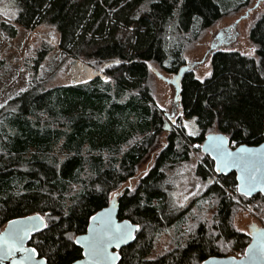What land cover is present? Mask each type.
Returning a JSON list of instances; mask_svg holds the SVG:
<instances>
[{"label":"trees","instance_id":"trees-1","mask_svg":"<svg viewBox=\"0 0 264 264\" xmlns=\"http://www.w3.org/2000/svg\"><path fill=\"white\" fill-rule=\"evenodd\" d=\"M15 1V18L0 22L4 33L15 37L17 25L28 30L51 25L65 54L105 66L109 76L50 88L36 78L0 109V231L12 219L40 213L47 227L30 245L49 264H69L83 256L76 236L158 148L165 115L156 105L153 68L177 74L186 63V47L248 2ZM249 37L255 56L216 49L209 76L198 79L192 67L185 74L180 106L183 116L197 119L200 134L190 136L177 126L147 175L119 194L120 219L140 225L136 240L121 249L119 264H202L210 257L245 253L251 237L234 226L241 205L230 194L257 210L264 206L262 194L238 193L236 173L216 174L208 156L197 174L211 183L209 190L182 213L171 214L162 185L164 170L186 161L191 144H201L210 133H224L236 146L264 142V14ZM51 47L46 42L39 49L35 69ZM87 166L92 175L83 178ZM73 184H82V190L70 196ZM207 198L213 216L186 224L192 208ZM173 226L171 247L151 258L159 233Z\"/></svg>","mask_w":264,"mask_h":264},{"label":"rangeland","instance_id":"rangeland-1","mask_svg":"<svg viewBox=\"0 0 264 264\" xmlns=\"http://www.w3.org/2000/svg\"><path fill=\"white\" fill-rule=\"evenodd\" d=\"M244 1L248 2L245 6L231 11L203 32L198 40L186 47L185 65H191V71L195 76L203 79L209 76V73H212L211 58L212 52L216 49L238 50L250 56L256 55V46L251 41L249 34L254 23L264 14V0H239L241 3ZM17 12L18 4L15 0H0V22L2 20L12 21ZM17 27L18 34L15 37H10L0 29V61L4 63L0 69V105L2 107L16 95L30 88L36 78L44 82L48 88L86 81V73L80 66L83 63H89L84 59L72 58L64 53L59 47L60 34L55 27L41 25L35 30H28L18 25ZM46 42L52 44L51 50L39 68L35 69V61L39 49ZM89 65L92 66L91 64ZM93 68L102 70L105 66ZM158 69L167 77L172 78L174 76L160 68ZM104 73L107 75L105 71ZM151 81L156 105L165 115L164 133L159 138L158 148L139 167L136 176L125 182L113 194L122 192L125 187L134 189L137 186L140 179L151 170L157 154L168 143L170 132L177 128V126L184 128L187 134L190 132L194 133L190 136L197 137L200 134L197 119L183 116L180 99L175 100V87L160 78L155 72L152 73ZM171 118H174L176 122L172 123ZM165 126H171V130H165ZM202 143L191 144L192 152L186 161L164 170L165 178L163 179L162 186L167 193L171 207L174 208L171 210L173 211L171 214L177 215L182 213L196 199L202 197L209 190L211 183L197 174L198 166L200 163H205L204 158L207 156L202 152ZM105 156L107 157L109 154L105 153ZM212 161L214 162L213 159ZM91 175L92 172L87 166L83 178H89ZM81 190L82 184L70 185L69 195H76ZM113 194L111 197H114ZM230 195L241 205L236 210L233 218L234 226L238 230L250 234L252 225L264 226V206L261 210H257L254 204H245L235 194ZM210 205L211 201H209V198L199 202L197 207L192 208L191 214H188L185 221L186 224L191 219L194 223H197V220L206 217L211 218L214 208L210 207ZM183 227L185 228L182 229H187V225ZM176 229L173 226L159 233L160 235L155 242L154 250L150 256L151 258L163 254L171 247V240L176 236ZM231 255L240 257V255Z\"/></svg>","mask_w":264,"mask_h":264},{"label":"water","instance_id":"water-1","mask_svg":"<svg viewBox=\"0 0 264 264\" xmlns=\"http://www.w3.org/2000/svg\"><path fill=\"white\" fill-rule=\"evenodd\" d=\"M84 69L86 73L85 80L92 81L97 78L109 80V76L104 73V69L98 70L90 66L89 64H82L80 66ZM191 69V65L186 64L180 68L179 72L175 74L172 78L165 76L156 68H153V71L158 74L160 78L165 80L167 83L172 84L176 90L175 100L180 99L181 90H182V80L186 73H188ZM172 123H175L176 120L172 119ZM165 130H171V126H165ZM220 136L225 138L224 147L227 148L230 152H236L239 148L244 147L246 149L251 150V155L253 157V162L255 164V176H256V184L255 189L248 193L244 194L243 191H239V193L245 197L251 198L257 194H262L264 196V142L259 145H248L241 144L238 146H232L230 138L220 132L210 133L206 136L205 140L202 143V152L211 157L214 160L215 164V172L219 175H229L231 173H236V178L242 175V172L237 167H225L224 164L217 159L218 153L212 147L213 141L210 140V137ZM237 180V179H236ZM241 181L237 180V185L240 184ZM121 193V192H120ZM116 193L114 197H112L108 206L99 210L96 214H103L105 212L110 214V219L115 224H124L127 222L132 228V236L133 238L128 239L127 241L121 242H112L108 248L107 252L112 257V259L108 258H93L90 254H86L88 252L87 243L88 239L94 236V233L89 231V228L97 227L99 221L93 222L90 218L89 225L87 227V231L78 235L75 239L76 244L82 249L83 256L82 258L69 263V264H119L121 260V252L120 250L130 245L136 240L137 231L140 229V225L132 222L128 218L120 219V202H119V194ZM36 217H43V222L39 219H35ZM32 218V219H29ZM17 221L19 222L17 225H12L10 222ZM47 225V221L45 217L40 213H35L19 218L12 219L8 221L5 227L0 231V234L7 233L10 229H16L20 227H27L30 229L28 235L24 237L22 244L16 246L15 250L9 252L8 244L0 239V264H49L48 260L45 257L39 255L37 249L30 245V241L36 233L42 231L46 228L44 225ZM251 241L248 244L245 253L243 256H214L206 259L202 264H264V256L259 254V246L261 242H264V227H259L252 225L250 234ZM250 247L252 248V252H249ZM32 249H35V253L32 252ZM30 257V259H29Z\"/></svg>","mask_w":264,"mask_h":264},{"label":"snow or ice","instance_id":"snow-or-ice-1","mask_svg":"<svg viewBox=\"0 0 264 264\" xmlns=\"http://www.w3.org/2000/svg\"><path fill=\"white\" fill-rule=\"evenodd\" d=\"M0 107H2V105H0ZM185 127H187V125H185ZM192 134L194 133H189V135ZM210 140L214 142L212 147L218 153L217 159L220 160L225 167H237L241 170L242 175L236 178L241 181V183L236 186L237 191H243L245 195L253 191L256 184V168L253 157L250 154L251 150L241 147L236 152H230L224 147V137L213 136L210 137ZM113 195L115 196L116 194ZM35 219H39L43 222V217H36ZM91 220L93 222L99 221L97 227L89 228V231L93 232L94 236L88 239V252L86 254H90L93 258L112 259L107 252L108 246L114 241L121 242L133 238L131 226L127 222L124 224H115L112 222L110 214L107 212L92 216ZM18 223L17 221L10 222L12 225H17ZM44 226L47 227L46 224ZM29 231L30 229L27 227H20L14 230L10 229L7 233L0 234V239L8 244V251L11 252L15 250L17 245L22 244L24 237L28 235ZM69 239L71 240L72 237L70 236ZM35 251V249H32L33 253H35ZM249 252H252L251 247ZM259 254L264 256V242H261L259 246Z\"/></svg>","mask_w":264,"mask_h":264},{"label":"flooded vegetation","instance_id":"flooded-vegetation-1","mask_svg":"<svg viewBox=\"0 0 264 264\" xmlns=\"http://www.w3.org/2000/svg\"><path fill=\"white\" fill-rule=\"evenodd\" d=\"M219 36H220V35H219ZM212 53H213V52H212ZM167 116H169V115L167 114ZM172 119H174V118H171V120H172ZM111 199H112V198H111ZM260 227H264V226H260ZM250 237H251V236H250ZM120 252H121V250H120Z\"/></svg>","mask_w":264,"mask_h":264}]
</instances>
